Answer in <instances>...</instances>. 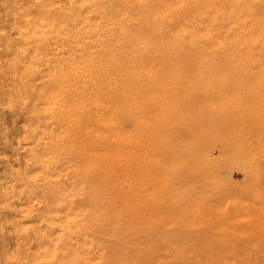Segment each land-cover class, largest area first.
I'll return each instance as SVG.
<instances>
[{
    "label": "rangeland",
    "instance_id": "374dc122",
    "mask_svg": "<svg viewBox=\"0 0 264 264\" xmlns=\"http://www.w3.org/2000/svg\"><path fill=\"white\" fill-rule=\"evenodd\" d=\"M0 264H264V0H0Z\"/></svg>",
    "mask_w": 264,
    "mask_h": 264
}]
</instances>
